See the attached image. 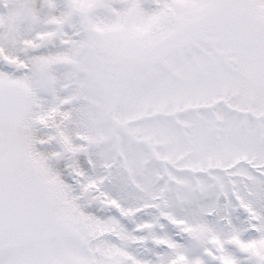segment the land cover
Listing matches in <instances>:
<instances>
[{
    "label": "snow or ice",
    "instance_id": "snow-or-ice-1",
    "mask_svg": "<svg viewBox=\"0 0 264 264\" xmlns=\"http://www.w3.org/2000/svg\"><path fill=\"white\" fill-rule=\"evenodd\" d=\"M0 264H264V0H0Z\"/></svg>",
    "mask_w": 264,
    "mask_h": 264
}]
</instances>
